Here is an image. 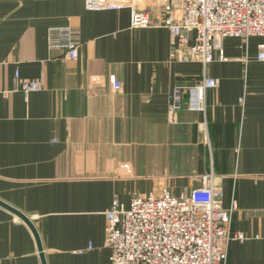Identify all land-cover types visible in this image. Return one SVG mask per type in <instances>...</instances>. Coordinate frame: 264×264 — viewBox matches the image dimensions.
<instances>
[{
    "label": "crops",
    "instance_id": "0c3cea01",
    "mask_svg": "<svg viewBox=\"0 0 264 264\" xmlns=\"http://www.w3.org/2000/svg\"><path fill=\"white\" fill-rule=\"evenodd\" d=\"M131 16L86 0H0V200L33 222L47 264H112L105 214L115 199L187 194L210 174L222 205H236L226 264H264V39L225 38L205 71L171 57L168 29L133 28ZM56 26L79 31L77 60L49 48ZM205 72L218 80L207 112L187 90L170 114L176 86ZM16 74L43 89L25 94ZM0 259L42 264L30 226L2 205Z\"/></svg>",
    "mask_w": 264,
    "mask_h": 264
},
{
    "label": "built area",
    "instance_id": "2783aa9c",
    "mask_svg": "<svg viewBox=\"0 0 264 264\" xmlns=\"http://www.w3.org/2000/svg\"><path fill=\"white\" fill-rule=\"evenodd\" d=\"M150 1L156 13L137 9V0H86V6L91 10L130 7L133 28L168 29L171 57L183 63L199 62L205 71L225 38H241L246 44L253 36L264 39V0ZM48 42L51 50L63 51L65 58H79L81 39L76 28L52 27ZM220 58L225 59L223 51ZM256 60L264 62V41L258 45ZM16 85L25 94L44 87L42 80H21L19 74ZM217 86L218 80L206 72L193 86H176L170 96L169 113L183 107L187 90L196 92L195 110L206 113L207 92ZM222 199V189L214 184L210 174L202 177L200 187L187 194L177 196L163 188L158 194L135 196L129 206L115 199L105 214L104 246L111 250V263L226 264L236 205L225 208ZM237 238L244 236L238 234Z\"/></svg>",
    "mask_w": 264,
    "mask_h": 264
},
{
    "label": "water",
    "instance_id": "95a60500",
    "mask_svg": "<svg viewBox=\"0 0 264 264\" xmlns=\"http://www.w3.org/2000/svg\"><path fill=\"white\" fill-rule=\"evenodd\" d=\"M0 205L12 210L14 213H16L18 216H20L30 226V228L32 229V231H33V233H34V235H35V237L37 239V242H38V248H39V251H40L42 264H47L45 256H44V252H43L42 243H41V240L39 238V234H38L33 222L27 216H25L22 212L16 210L15 208H12L11 206H8L7 204L2 202L1 200H0Z\"/></svg>",
    "mask_w": 264,
    "mask_h": 264
},
{
    "label": "rangeland",
    "instance_id": "374dc122",
    "mask_svg": "<svg viewBox=\"0 0 264 264\" xmlns=\"http://www.w3.org/2000/svg\"><path fill=\"white\" fill-rule=\"evenodd\" d=\"M150 12H154V13H156V9H152Z\"/></svg>",
    "mask_w": 264,
    "mask_h": 264
}]
</instances>
